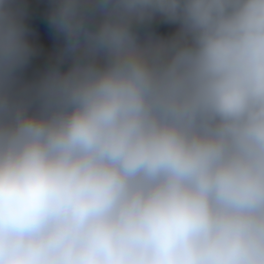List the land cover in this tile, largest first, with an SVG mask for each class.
Masks as SVG:
<instances>
[{
    "label": "clouds",
    "instance_id": "clouds-1",
    "mask_svg": "<svg viewBox=\"0 0 264 264\" xmlns=\"http://www.w3.org/2000/svg\"><path fill=\"white\" fill-rule=\"evenodd\" d=\"M27 15L0 0V264H264V0H47L30 81Z\"/></svg>",
    "mask_w": 264,
    "mask_h": 264
},
{
    "label": "trees",
    "instance_id": "trees-1",
    "mask_svg": "<svg viewBox=\"0 0 264 264\" xmlns=\"http://www.w3.org/2000/svg\"><path fill=\"white\" fill-rule=\"evenodd\" d=\"M22 3L28 11L26 23L30 29V42L33 43L36 49L23 73L24 80L30 81L35 79L49 65L55 63L61 42H56L57 35L47 24V0H22ZM166 25L171 27L170 31L160 30L161 27ZM155 30L166 35L173 31V26L160 23L155 25ZM41 33H43V37H41Z\"/></svg>",
    "mask_w": 264,
    "mask_h": 264
},
{
    "label": "rangeland",
    "instance_id": "rangeland-1",
    "mask_svg": "<svg viewBox=\"0 0 264 264\" xmlns=\"http://www.w3.org/2000/svg\"><path fill=\"white\" fill-rule=\"evenodd\" d=\"M160 30H162V31H170L171 27L166 25L164 27H161ZM56 42H61L58 37H56Z\"/></svg>",
    "mask_w": 264,
    "mask_h": 264
},
{
    "label": "crops",
    "instance_id": "crops-1",
    "mask_svg": "<svg viewBox=\"0 0 264 264\" xmlns=\"http://www.w3.org/2000/svg\"><path fill=\"white\" fill-rule=\"evenodd\" d=\"M164 27V26H163Z\"/></svg>",
    "mask_w": 264,
    "mask_h": 264
}]
</instances>
